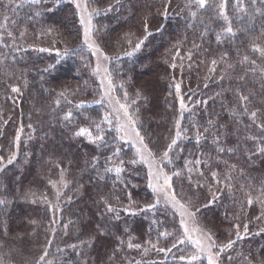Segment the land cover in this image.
Here are the masks:
<instances>
[{"label": "trees", "instance_id": "obj_1", "mask_svg": "<svg viewBox=\"0 0 264 264\" xmlns=\"http://www.w3.org/2000/svg\"><path fill=\"white\" fill-rule=\"evenodd\" d=\"M86 2L91 48L71 0H0V264H207L179 243L178 214L156 203L107 93L128 106L213 253L233 242L219 264H264V0Z\"/></svg>", "mask_w": 264, "mask_h": 264}, {"label": "snow or ice", "instance_id": "obj_2", "mask_svg": "<svg viewBox=\"0 0 264 264\" xmlns=\"http://www.w3.org/2000/svg\"><path fill=\"white\" fill-rule=\"evenodd\" d=\"M9 2L11 3L12 0H9ZM32 3H40L41 0H31ZM195 3L198 5L199 8H205V6L208 3V0H195ZM76 7L78 9H81V11L83 13H87V2L85 0V3L83 4V6L79 3H77ZM224 5L221 4L220 8L221 10H223ZM95 11V10H94ZM163 16H167V7L165 8L164 12L161 14ZM196 13L193 12L192 16H195ZM221 15H223V11H221ZM5 19H7V17H5ZM224 19L227 20V16H224ZM81 23L85 25V43L88 44L89 48L92 47V43H90V33H91V29H92V25H91V19H90V14L88 15L87 21H86V17L85 15H81ZM145 31L147 32V24H145ZM226 31L228 33H232V28L231 26L227 27ZM9 35H11V33H9ZM146 38V37H145ZM217 39L219 40V36L217 37ZM129 43H131V41H129ZM143 43V41H141L140 43H137L135 45L136 49H139L141 47V44ZM257 51L261 52V55L264 56V50H261L259 48L256 49ZM41 51H47V49H41ZM96 51H99V49H96ZM67 54V53H65ZM128 55H131V53H128ZM105 59H107V57H105ZM247 59V58H245ZM217 63V61L213 60L212 64L215 65ZM253 64H255V61H252ZM174 66V65H173ZM212 71H215V69H211ZM97 71H99V64L97 65ZM220 79H224L223 76L220 77ZM241 80L244 79L243 76L240 77ZM103 84V81H102ZM207 87V85H205ZM114 86L112 85L111 81L109 80L108 83V88L112 89ZM179 85H176L177 88V94H179ZM12 92H19V88L17 87H13ZM125 97H127V93H125ZM237 98L238 100L243 104V111L245 113H249V109L247 107V102H249V96L244 95L240 92L239 89H237ZM58 103V102H57ZM117 103L119 104V101H117ZM181 108H184V104H183V99H181ZM118 110H123V115L124 117H126V123L119 125V127L117 128L118 132H123L124 135L120 137V139H124L125 136H129V132L125 131L126 129H128L130 127V132L134 134L135 139L138 141L139 145L141 147L137 148V154L140 156V160L144 163H148L149 164V186L152 188L154 193H158V199L156 201V203L158 204L160 202L159 197L163 198V201L166 204H170L172 206L173 209H181L182 211H180V216H181V220H180V226L183 229V236L184 239L179 240V243L184 244L186 242H190L191 244H193L196 248V254H193L190 256V260H198L200 258V254L201 253H205L207 255V259H208V264H219V255L220 252H223L225 248H230L232 247L233 242L229 241L227 245L220 247L219 251L216 253H213L212 249L214 247H216L215 242L212 239V236L210 233H206L203 234L200 237L197 238H193V235L191 234L192 231H198V229H190L188 226V222L189 221H193L195 220V212H189L186 208L185 205L182 204L180 202V200L177 199V190L175 188H173V185L171 183V179L172 177L169 176L167 173H165L163 171V168H156L155 170H153V165H154V161L149 162V160L146 159L144 152L147 151V145L144 144V138L142 136H140L139 132L136 130L135 128V121L132 119V117L129 115L128 113V106L125 104H119V109ZM258 112L257 110H253L249 113L250 119L253 120V122L256 121ZM68 116H71V113H68ZM67 118V117H66ZM105 120H107V117H105ZM29 127H31V125H29ZM177 127L179 128V124L177 125ZM258 127L261 128L262 131H264V123L259 124ZM97 128H99V125H97ZM22 130V129H21ZM207 131V129L205 130ZM77 136H83V135H87L89 140L93 143L97 142V141H102L103 137L102 136H96L94 139L92 137V133L89 129H85V128H81L77 133H75ZM181 131H177L176 132V137H180L181 136ZM131 138V136H130ZM19 135H17L16 137V141L17 143L19 142ZM177 141L176 139H173L171 144H169L168 146V150L165 151L163 153V156L161 157V163H163L164 161H168L169 163L171 162L170 158H169V151L172 150V147L174 145H176ZM119 151V149L117 150ZM221 151H223V149H221ZM231 151V150H229ZM259 151L264 152V147L260 148ZM149 156L151 155V153H148ZM2 159V158H0ZM12 160L9 159L8 163H11ZM123 163V162H121ZM132 163H136V161H132ZM196 164H199L200 161L197 160L195 162ZM233 169L235 168V166H232ZM106 171H112V169H106ZM116 173L119 174L122 169L120 167H117L115 169ZM189 171H191V169H189ZM201 175H203V173H201ZM172 176H180L179 172H173ZM218 176V174L216 172L212 173V177L214 179H216ZM227 179H231L230 176L226 177ZM161 180L163 181V183H161ZM217 183H220L219 179H216ZM198 187H202L203 185H199L197 184ZM262 195H264V192H262ZM218 199V197L213 196V200ZM0 203H3V201H0ZM211 203V201H210ZM248 205H251L253 203V200L251 197H249V199L247 200ZM156 205H148L147 207H155ZM208 205H204V207H207ZM108 211L109 212H114L115 209L109 204L108 205ZM196 212L199 211V209L195 210ZM237 229L239 228V225L235 226ZM245 230H247V225L244 226ZM239 232H237V236H239ZM135 247L139 248L140 245H134ZM176 245L174 244L173 247H175ZM129 247H133L132 244H129ZM160 251H164V249H160ZM170 251V249H169ZM46 255V253H45ZM41 260H43V256L40 258ZM181 259H184V257L182 256Z\"/></svg>", "mask_w": 264, "mask_h": 264}, {"label": "rangeland", "instance_id": "obj_3", "mask_svg": "<svg viewBox=\"0 0 264 264\" xmlns=\"http://www.w3.org/2000/svg\"><path fill=\"white\" fill-rule=\"evenodd\" d=\"M71 1L73 2L74 6L76 8L78 19H79L80 23H81V15H85L86 21H87L88 15L90 13L89 12L83 13L81 11V9H78L76 7L77 3H79V4H81L83 6V4L85 3V0H71ZM91 25H92V29H91V33H92V30H93V23L92 22H91ZM81 26H82V32L84 34L85 33V25L81 23ZM101 56H99V55L97 56L96 65L99 64V70L101 71V75L102 76L104 75L103 78L101 76H100V78H98V79L101 80V84H102V81H103L102 87L104 88V86L105 87L108 86L107 84L109 82V77H108V74H107V77H106L104 72H103V66H104L103 65L104 64L103 60L105 59V57L104 56L101 57ZM105 99H106L108 107H109V109L111 111L112 117L114 118V120L116 122L117 128L119 127V125L126 123V117H124V115H123V110H118L119 109V104H122V103H120V101L117 98L115 100L114 97H111L108 93H107ZM117 101H119V104L117 103ZM125 131L129 132V136H125V138L121 139V140L124 141L126 143V145L131 148V150L133 151L134 155L136 156V159L138 160V162L145 167L147 175H148V185H149V180H150V177H149V171H150L149 164L148 163H144V162H142L140 160V156L137 154V148L141 147V146L139 145L138 141L135 139L134 134L130 132V127L128 129H126ZM123 135H124V133L120 132V136H123ZM130 136H131V138H130ZM149 152L150 151L147 149V151L144 152V155H145L146 159L149 160V162H152V161L155 162L154 165H153V170H155L156 168H162L161 165H160V161L158 159L154 158L152 154L149 156V154H148ZM163 171H164V169H163ZM161 183H163L162 180H161ZM149 188L153 192V190H152V188L150 186H149ZM154 195H155L156 199H158L159 194L158 193H154ZM159 199H160L159 203H161V204L165 203L163 201L162 197H159ZM174 210L178 214L179 226H180V220H181L180 211H182V210L179 209V208L174 209ZM188 226H189L190 229H198V231H192L191 232V234L193 235L194 239L197 238V237L202 236L203 234H206L204 231H202L201 229L196 227V225H195V223L193 221H189L188 222ZM182 233H183V229H182ZM183 239H184V236H183ZM191 245L193 246V249H194V251L196 253L195 246L193 244H191ZM200 258H203L206 261V263L208 264L207 255L205 253H201L200 254Z\"/></svg>", "mask_w": 264, "mask_h": 264}]
</instances>
